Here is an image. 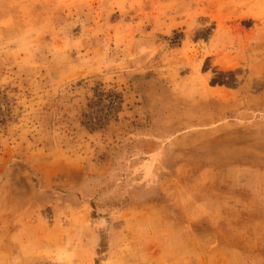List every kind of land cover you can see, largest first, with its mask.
<instances>
[{"label": "rangeland", "instance_id": "obj_1", "mask_svg": "<svg viewBox=\"0 0 264 264\" xmlns=\"http://www.w3.org/2000/svg\"><path fill=\"white\" fill-rule=\"evenodd\" d=\"M0 264H264V0H0Z\"/></svg>", "mask_w": 264, "mask_h": 264}]
</instances>
